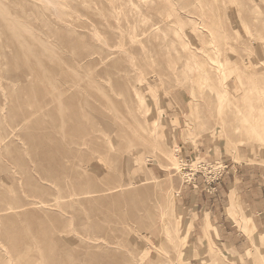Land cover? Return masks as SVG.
I'll list each match as a JSON object with an SVG mask.
<instances>
[{"label":"rangeland","instance_id":"obj_1","mask_svg":"<svg viewBox=\"0 0 264 264\" xmlns=\"http://www.w3.org/2000/svg\"><path fill=\"white\" fill-rule=\"evenodd\" d=\"M263 113L264 0H0V264H264Z\"/></svg>","mask_w":264,"mask_h":264},{"label":"crops","instance_id":"obj_2","mask_svg":"<svg viewBox=\"0 0 264 264\" xmlns=\"http://www.w3.org/2000/svg\"><path fill=\"white\" fill-rule=\"evenodd\" d=\"M205 122L208 123L207 118H205ZM238 193H239L241 208L243 209V211H249L251 213L252 223L249 215L240 214V228L244 233L247 234V237L249 239L250 248L248 250V255L250 256L249 251L262 250L263 248V241L261 239L262 235H257L255 231L258 233L259 231L264 229V194L260 189H257L255 196H252L251 189L245 190L242 184L241 187L239 188ZM187 219L189 220V229H190L191 219L189 218ZM251 224H253V227ZM253 228L255 231L253 230ZM224 251L230 252L229 250H224ZM238 259L240 260V258Z\"/></svg>","mask_w":264,"mask_h":264},{"label":"built area","instance_id":"obj_3","mask_svg":"<svg viewBox=\"0 0 264 264\" xmlns=\"http://www.w3.org/2000/svg\"><path fill=\"white\" fill-rule=\"evenodd\" d=\"M182 160V159H180ZM181 170H186V177L191 183H195L196 175L199 174L205 183H214L223 175L226 165L222 162H199L194 167L187 166L186 162H182Z\"/></svg>","mask_w":264,"mask_h":264},{"label":"bare ground","instance_id":"obj_4","mask_svg":"<svg viewBox=\"0 0 264 264\" xmlns=\"http://www.w3.org/2000/svg\"><path fill=\"white\" fill-rule=\"evenodd\" d=\"M98 122H100V121H98ZM102 122H103V121H102ZM102 122H100V123H102ZM105 125H106V124H104V127H105ZM100 126H101V125H100ZM102 127H103V126H102ZM87 182H88V181H87ZM85 188H86V187H85ZM106 189H107V188H106ZM155 189H156V188H155ZM156 190H157V189H156ZM82 195H83V194H82ZM86 200H87V199H86ZM162 205H163V204H162ZM165 206H166V205H165ZM158 207H159V206H158ZM162 209H164V208H162ZM162 214H163V213H162ZM160 217H162V216L160 215ZM161 220H162V219H161ZM162 221H163V220H162ZM162 221H161V222H162ZM133 226H134V225H133ZM223 263H224V262H223Z\"/></svg>","mask_w":264,"mask_h":264}]
</instances>
